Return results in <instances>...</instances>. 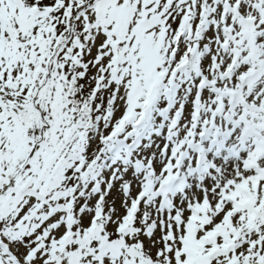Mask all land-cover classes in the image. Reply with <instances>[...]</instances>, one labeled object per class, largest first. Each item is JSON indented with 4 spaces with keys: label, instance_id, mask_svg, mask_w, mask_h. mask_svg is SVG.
I'll return each mask as SVG.
<instances>
[{
    "label": "snow or ice",
    "instance_id": "1",
    "mask_svg": "<svg viewBox=\"0 0 264 264\" xmlns=\"http://www.w3.org/2000/svg\"><path fill=\"white\" fill-rule=\"evenodd\" d=\"M0 264H264V0H0Z\"/></svg>",
    "mask_w": 264,
    "mask_h": 264
}]
</instances>
